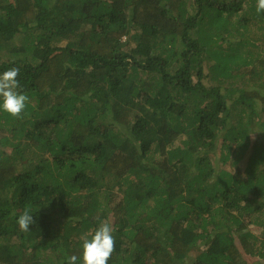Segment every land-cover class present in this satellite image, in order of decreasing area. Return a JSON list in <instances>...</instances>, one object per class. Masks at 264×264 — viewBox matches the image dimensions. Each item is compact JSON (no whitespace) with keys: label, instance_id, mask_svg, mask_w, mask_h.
<instances>
[{"label":"trees","instance_id":"trees-1","mask_svg":"<svg viewBox=\"0 0 264 264\" xmlns=\"http://www.w3.org/2000/svg\"><path fill=\"white\" fill-rule=\"evenodd\" d=\"M256 4L0 0V73L29 97L0 111V264H82L104 220L107 264H264Z\"/></svg>","mask_w":264,"mask_h":264},{"label":"clouds","instance_id":"clouds-1","mask_svg":"<svg viewBox=\"0 0 264 264\" xmlns=\"http://www.w3.org/2000/svg\"><path fill=\"white\" fill-rule=\"evenodd\" d=\"M256 12L258 15L264 13V0H257ZM18 75V68H11L0 73V111L14 118L21 117L29 101L27 94L18 91L20 87L17 79ZM182 139H185V137ZM16 222L23 232L29 231V226L35 223L33 215L27 208L19 215ZM113 232L114 229L111 223L104 220L95 232L90 234V238L89 235L81 237L82 264H107L115 249ZM78 259L76 255L67 257L66 264H77Z\"/></svg>","mask_w":264,"mask_h":264},{"label":"rangeland","instance_id":"rangeland-1","mask_svg":"<svg viewBox=\"0 0 264 264\" xmlns=\"http://www.w3.org/2000/svg\"><path fill=\"white\" fill-rule=\"evenodd\" d=\"M177 145H180V140H179V142L177 143Z\"/></svg>","mask_w":264,"mask_h":264}]
</instances>
